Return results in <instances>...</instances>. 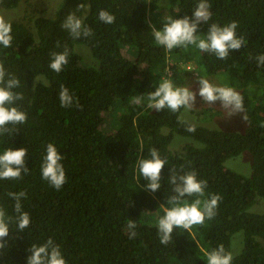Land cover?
<instances>
[{
    "label": "trees",
    "instance_id": "1",
    "mask_svg": "<svg viewBox=\"0 0 264 264\" xmlns=\"http://www.w3.org/2000/svg\"><path fill=\"white\" fill-rule=\"evenodd\" d=\"M22 0H0L1 9H14ZM62 0L53 19L37 16L32 28L12 21L11 47L0 45V61L20 86L16 101L27 114L13 133L0 136V154L26 148L29 172L19 180H0V208L10 217L7 243L0 249V264H27L32 245L49 238L59 245L66 264H207L206 252L221 244L230 252L231 239L243 233L242 249L232 264H264V214L249 212L264 199V0H208L211 18L196 33L206 37L211 24L238 22L236 35L246 43L226 59L189 45L168 51L158 45L153 29L168 19L193 17L200 0ZM84 4L85 8H78ZM166 6V7H165ZM101 10L114 16L111 24L99 19ZM82 18L91 35L73 38L62 27L69 14ZM76 45L88 49L93 63H84ZM68 51L61 72L49 65L52 53ZM175 65L194 63L200 75L224 73L243 96L246 127L243 132L211 130L180 120L178 112L147 106L167 72ZM8 76H6L7 80ZM61 85L73 96L62 107ZM141 98L140 103L135 100ZM195 125V131L187 128ZM10 128L13 126L9 125ZM167 129V133H162ZM173 134L191 138L201 147L185 145L169 150ZM63 156L67 182L56 190L42 179L41 166L47 144ZM156 149L166 164L161 188L152 192L139 172V162L151 159ZM252 158L248 176L226 169V160L242 152ZM195 171L207 181L205 196L221 200L212 219L193 226L191 232L174 228L172 239L161 244L157 222L174 195L170 177ZM25 192L22 209L30 226L20 231L15 200L8 193ZM197 197H185L191 203ZM136 221L134 238L127 225Z\"/></svg>",
    "mask_w": 264,
    "mask_h": 264
},
{
    "label": "clouds",
    "instance_id": "2",
    "mask_svg": "<svg viewBox=\"0 0 264 264\" xmlns=\"http://www.w3.org/2000/svg\"><path fill=\"white\" fill-rule=\"evenodd\" d=\"M78 8H85L80 4ZM211 5L208 0H200L196 9L193 11V17L185 16L182 19H168L163 24L162 29H153L154 39L158 45L165 47L168 51L174 48H187L189 45L195 46L199 50L207 53H213L218 59H226L231 51L240 50L246 43L243 37L236 35L238 22L232 21L225 26L211 24L206 37L196 35L198 26L201 22L207 23L211 18ZM99 19L106 24L114 21V16L107 11L101 10ZM62 27L67 29L73 38L87 37L91 35V29L83 24L82 18L74 13L69 14L63 22ZM12 26L10 22L0 17V45L4 48L11 47L13 39ZM258 66L264 65V55L257 58ZM68 63V51L63 53H52V59L49 67L59 73L63 66ZM8 76L7 80L5 79ZM199 96L203 102L211 105L216 101L221 102L223 109L229 116L235 113H242L243 96L231 87H219L210 83L207 79L199 78ZM20 86L18 78L11 76L6 72L4 64L0 61V136L13 133L16 125L23 124L27 120V114L14 106L16 101L22 100L21 93L13 91ZM62 107H71L73 96L69 90L61 85L59 94ZM196 100V93L189 87H177L170 78L163 79L155 91L147 96V106L151 109L161 111L165 108L172 112H178L181 108L192 109ZM141 102V98L135 100ZM9 125L13 126L12 128ZM187 131L194 132L195 125H190ZM27 155L26 148L13 150L6 149L0 154V180H19L22 174L29 172L25 164ZM63 156L57 150L53 143L47 144L46 155L41 166L42 179L47 180L56 190H60L67 182L66 173L61 161ZM166 161L161 159L156 149L151 150V159H143L139 162V172L147 183L143 186L152 192L161 188V172ZM170 182L174 186V195L170 197L168 203L173 205L171 208H165L157 222L160 243L167 245L171 239L174 228H182L191 232L193 226L202 225L205 219H212L216 215V209L221 197L214 194L210 199L202 200L205 196L207 181L198 180L195 171L183 175L172 174ZM15 200L16 224L20 231L30 226V215L23 211L21 199L26 198L25 192L8 193ZM197 197L189 203L185 197ZM10 217L6 216L5 210L0 208V249L7 243L6 237L9 234ZM130 230L129 238H134L137 225L135 220H130L128 225ZM31 255L27 258V264H66L61 253L59 245H56L51 238L46 243L39 246L32 245ZM207 264H232L233 255L227 252L221 244L218 248L205 253Z\"/></svg>",
    "mask_w": 264,
    "mask_h": 264
},
{
    "label": "rangeland",
    "instance_id": "3",
    "mask_svg": "<svg viewBox=\"0 0 264 264\" xmlns=\"http://www.w3.org/2000/svg\"><path fill=\"white\" fill-rule=\"evenodd\" d=\"M62 0H22L14 9H1L0 17L5 21H17L24 24L27 28H32V19L37 16H44L53 19L59 8ZM159 4L163 7L167 2L160 0ZM166 7V6H165ZM75 52L82 56V61L86 64L93 63L88 49L83 45H76ZM170 78L177 87H189L196 93V100L192 109H183L180 114V120L198 126H202L211 130H221L226 132L241 133L246 127L245 113H235L232 116L227 114V111L222 108L221 102L216 101L211 105L203 102L202 97L199 96V78L207 79L210 83L223 87H229L228 78L224 73H219L214 77H206L200 75L197 71L196 65L192 62L187 64L175 65L172 61H168L167 72L164 79ZM162 133H167V129H162ZM185 145L193 147H201L198 142L191 138H186L173 134L172 141L169 145V150L173 154L182 152ZM252 158L249 152L245 151L236 157L225 161L224 167L244 176H248L251 172ZM249 212L255 214H264V199L257 198L253 207ZM257 241L264 246V239L257 238ZM243 233L238 232L233 235L231 239L230 252L233 256L238 255L242 249Z\"/></svg>",
    "mask_w": 264,
    "mask_h": 264
}]
</instances>
